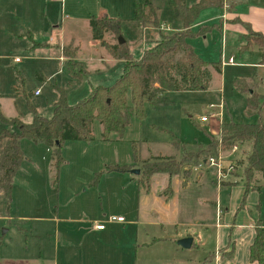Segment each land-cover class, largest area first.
<instances>
[{"label": "rangeland", "instance_id": "374dc122", "mask_svg": "<svg viewBox=\"0 0 264 264\" xmlns=\"http://www.w3.org/2000/svg\"><path fill=\"white\" fill-rule=\"evenodd\" d=\"M168 1L154 0L161 9L159 22L165 28L162 29L159 22L157 27L150 25L160 29L153 33V37H160L161 41L163 37L174 34L172 30L178 25L168 14ZM144 2L0 0V114L7 119L18 117L31 123L34 114L30 104L40 116H52L59 97L55 88L64 90L69 104L76 105L89 97L91 86L113 85L122 69L117 65L108 68L101 62L107 51L94 41L89 19L100 18L104 14L121 19V34L134 41L131 51L137 59L146 41L142 38V28L133 18L137 4ZM147 20L154 21L148 11ZM27 31H31L32 38L23 35ZM18 35L21 37H16ZM105 39L108 43L117 42L113 34H107ZM72 41L80 46L76 57L90 72L83 83L71 77L62 55L64 48L77 50L70 45ZM208 43L209 48L200 44L196 49L208 61H217L222 51L221 37L215 34ZM93 44L98 46V50ZM226 50L229 53V49ZM181 58L182 54L174 57L177 61ZM15 59H20V62L16 63ZM224 65L228 63L224 62ZM234 71V68H227L223 94L226 101L232 96L229 78ZM39 73L50 80L49 84L40 81L37 77ZM221 82V78L215 76L206 92L167 93V103L155 108L146 105V120L140 122L134 118L122 138L112 135L114 142L103 140L102 126L95 121L93 142L64 144V163L57 183L51 169L50 150L42 143L34 145L23 140L25 161L14 178L11 199L0 192V264H203L206 255L215 249L213 235L206 246L184 249L179 243L186 235L185 226L150 234L151 239L158 237L161 240L150 247H137L141 244L137 240L143 228L137 222L138 195L144 189L138 180L132 181V178H137L132 171L142 169L141 165L129 173H104L97 186L93 183L95 175L108 166L134 164L133 141L139 146L141 160L176 155L179 152L173 147V141L182 143L188 149L206 143L207 133L197 126V120L208 111L210 103L220 100ZM37 90H40V95L35 96ZM10 92L13 97L9 96ZM245 101L244 104L236 102L233 105L230 112L232 118H225L226 122L256 121V115L248 111ZM128 102L130 105V96ZM207 124L202 126L209 129L211 125V134L213 129L217 131L221 126L213 120L209 126ZM5 127L0 120V132ZM239 147L235 152L232 149L222 154L223 180L229 176L246 175L247 155L251 148L249 144H239ZM173 159L187 162V151ZM184 165L186 168L190 166L188 163ZM252 177V183L255 177L263 180L260 173ZM154 187L152 183L151 188ZM118 216H123L126 223H108ZM95 223L106 224L107 230H93ZM204 230L203 226L190 227L187 233L198 235Z\"/></svg>", "mask_w": 264, "mask_h": 264}, {"label": "trees", "instance_id": "16d2710c", "mask_svg": "<svg viewBox=\"0 0 264 264\" xmlns=\"http://www.w3.org/2000/svg\"><path fill=\"white\" fill-rule=\"evenodd\" d=\"M176 17L183 23L185 32H177L162 38L155 47L144 52L139 61H135L126 44L111 46L105 41L108 33L116 38L121 34V19L90 18L93 39L101 42L115 58L126 62L125 72L120 79L110 87L93 88L91 95L76 105L68 103L64 90L58 89L59 100L54 106L53 116L48 119L38 115L30 104L34 114L31 124H25L20 118L5 119L0 114V120L6 127L0 132V192L10 200L13 182L25 158L21 143L23 140L34 144H44L52 150L51 169L54 172L55 183L58 181L60 168L64 163L63 146L67 142L79 141L91 143L95 140L93 125L95 121L102 126V137L105 142L111 135L123 137L125 130L132 120L137 118L143 122L147 118L146 105L155 108L159 104L168 102L165 95L169 92H203L207 91L211 76L206 71L209 64L203 62L188 45L187 40L201 35L191 32L190 27L198 19L200 12L208 7L222 4V0H202L198 5L188 8L186 0H173ZM147 11L154 21L147 20ZM133 21L158 26L156 10L152 0H145L137 4ZM160 25V24H159ZM247 29V48L252 44L264 46V37L252 31L249 25L243 23ZM193 33V34H192ZM76 50L63 49L66 67L70 75L77 80H84L88 72L82 63L75 60ZM182 54L181 60H175ZM184 55V58H183ZM221 71L220 64L213 65ZM41 80V77L38 76ZM245 91L246 87L241 88ZM128 96L131 104L129 105ZM29 99V97H28ZM29 101V100H28ZM30 102V101H29ZM207 147L199 146L195 151H187V162L173 158H156L153 161H140L139 149L133 144L135 163H141L142 171L138 179L139 185L146 191L150 190V179L156 173H166L171 176L187 174L186 169L198 165L203 160L218 157L220 153L230 151L234 146L249 144L251 150L247 155L246 191L252 185L253 174L260 173L264 182V122L255 124L223 123L219 128L218 137L208 135ZM175 139V138H174ZM173 145L180 149L176 141ZM188 163L190 166L184 165ZM130 167L112 166L96 174L94 186H97L104 173H129ZM260 188L258 187V191ZM172 191L168 187L162 197L168 200ZM251 261L264 264V231L258 229L254 244L251 247Z\"/></svg>", "mask_w": 264, "mask_h": 264}, {"label": "crops", "instance_id": "0c3cea01", "mask_svg": "<svg viewBox=\"0 0 264 264\" xmlns=\"http://www.w3.org/2000/svg\"><path fill=\"white\" fill-rule=\"evenodd\" d=\"M201 1L202 0H187L186 4L188 8H192L193 6L198 5ZM221 4L222 5L220 7L212 6L205 8L200 12L198 19L190 27V30L195 34L197 32L203 33L199 36L187 40L188 45L194 49L196 55L203 62L209 64L208 68L206 69V71L211 76L208 90L210 89L211 83L215 76H219L222 81L220 89L222 95L220 100L217 103H210L208 105V111L198 117L197 120V126H199V128L203 132L214 137H218L219 129H217V131H214L213 129V134H211V132L209 131V129H212L211 125L209 126L211 121L209 122V124H207L209 126L208 129L207 126H202L200 119L205 116H210L212 114V111L209 110V106L211 104H218L221 100L224 101L225 110L222 120H217V123H236L232 120L226 122L225 118H228L229 116L230 118H232L230 112L236 102L241 103L240 99H242L243 104L244 100H246V107L249 109L248 111H251L253 113L252 115H256V121L254 123L237 124H255L258 121L264 122V46L262 47L256 44H252L247 48L248 44L246 41V36L248 35V31L243 26V23L249 25L252 31L259 33L264 37V0H222ZM152 5L156 10V18L159 22V13L161 12V9L154 3V0H152ZM166 8L168 9V14L178 24L172 31L174 33L184 31L185 29L183 23L176 17L175 5L173 3V0L168 1ZM105 15L108 16L107 14H104L100 18H103ZM135 23L139 24L142 28V38L146 41L137 59L131 51V47L133 46L134 41L125 37L124 33H122V37L124 38L125 44L129 49V52L131 53L133 59L135 61H139L145 51L152 49L159 41H161L160 37H157L156 39H154L153 37V33L156 32V30L159 31L160 29H154L153 27H151L152 23H150L151 25H144L143 23L137 21H135ZM160 27H162V29L165 28L162 24H160ZM149 32H151V34H149ZM215 34L219 35L222 39V51L217 61H208L204 58V54H201L199 50L196 49V46L198 45L200 47V44H202L205 46L204 48H209L208 40L211 39ZM23 35H27L31 38L33 36L31 31H27ZM16 37L21 36L18 35ZM118 40L119 38H117L116 43H108L105 39V41L111 46L120 45ZM98 43H100V45L102 46L101 42L96 41V44ZM228 43L230 47H228ZM96 44H93V46L98 50V46ZM70 45H74L75 49L77 48L76 51H78L80 48V46H77L74 41H72ZM226 49H229V53ZM106 51L107 56L101 58V62L104 63V66L108 68H112L115 65L119 66L122 69V73L120 75V77H122L125 72L126 62L124 60L115 58L107 49ZM231 58L234 59V64L224 65V62L227 63ZM75 60L84 65V63L82 61H79L77 57H75ZM214 64H220V72L217 71V69L213 66ZM227 68H234L235 71L229 78V81L231 82L232 96H230L226 101L225 95L223 94L225 93L224 88L227 81L225 79ZM85 70L89 73V77L90 72L86 68ZM38 76L41 77L40 81L49 84L50 80L47 79L42 73H39L37 77ZM120 77L116 80V82L120 79ZM86 78L84 80H78L79 83H83L84 81H86ZM97 87L103 86H91V92L93 88ZM244 87H246V90H241V88ZM55 89L57 93H59L58 89L60 88ZM23 92L27 97V93L25 91ZM37 92H40V90H37L34 93L35 96L40 95V93L36 95ZM11 94L12 92H10L9 96L13 97V95ZM58 100L56 101V103L58 102ZM33 120L31 121V123L33 122ZM24 123L31 124L26 122ZM153 127L159 131H165V129L161 127ZM111 137L108 142H114ZM146 142L147 140L145 141V143ZM133 144H136L138 146L136 141L132 142V147ZM208 144L209 139L207 138L206 143L198 144L193 149H188L182 143L180 144L181 148L177 149L172 142L173 147L179 153H176V155L171 157L159 156L156 158H178L184 154V151H195L199 146L207 147ZM237 148H240L239 145L237 146ZM49 150L52 153V150ZM151 158L152 159L148 158L147 160H141L140 157V161L154 162V160H156V158ZM205 161L206 160H203L198 165H194L186 169L187 174L185 175L180 174L171 176L166 173H156L151 177L150 190L146 191L144 189L138 195L139 199L137 207V222L143 228L140 231L137 240V242H140L141 244L137 245V247H150L151 245L158 243L161 239H159L158 237L151 239L150 234H154L155 232H159L160 230L168 231L172 227H175L177 229L178 227L185 226L187 227L188 231L190 227L195 228L197 226H203L205 230L199 231L198 235H196L195 233L189 234L186 231V235L185 237H183V239L191 238L193 240L192 247L196 246L200 248L201 246H206L205 244L208 241L209 237L213 235V239L215 240V249L213 252L206 255L203 264H257L251 261L250 254L251 247L254 244L257 236V230L260 229L264 231L263 180H261V178L259 177H255V182L252 183L250 190L247 192L245 186L246 178L244 176H229L222 182H218L217 169L215 171L213 167H209L207 164H205ZM133 162V165L126 166L130 167L131 171L134 168H139V166L141 165L140 162L135 163L134 157ZM139 170L142 171V169L140 168ZM140 174L137 175V178H132V181L138 180ZM152 183L155 184L154 189L151 188ZM168 187L171 188L172 195L168 200H166L164 199V197H162V193ZM258 187L260 188L259 191ZM118 217L124 218L123 216ZM124 223H126V220L124 221ZM93 230L95 229L93 228ZM21 232L23 233V231Z\"/></svg>", "mask_w": 264, "mask_h": 264}, {"label": "built area", "instance_id": "2783aa9c", "mask_svg": "<svg viewBox=\"0 0 264 264\" xmlns=\"http://www.w3.org/2000/svg\"><path fill=\"white\" fill-rule=\"evenodd\" d=\"M16 63H19L20 62V59H16L15 60ZM228 65H233L234 64V59L231 58L229 59V61L227 62ZM39 92L36 93V95H38ZM209 110L212 111V114L210 116H205V117H202L200 119V122L202 124H207L209 123L211 120L213 121H217V120H222L223 118V114H224V110H225V104H224V101L221 100L218 104H211L209 106ZM237 146H234L233 148V152L237 151ZM222 154L223 153H220L218 157H212V158H209L205 161V164H207L209 167H213V168H216L217 169V172H218V180L219 181H222L224 179V175L222 173ZM124 218L122 217H117V218H111L108 223L109 224H112V223H124ZM93 228L96 230V231H104L106 230V224L104 223H101V224H98L96 223Z\"/></svg>", "mask_w": 264, "mask_h": 264}, {"label": "water", "instance_id": "95a60500", "mask_svg": "<svg viewBox=\"0 0 264 264\" xmlns=\"http://www.w3.org/2000/svg\"><path fill=\"white\" fill-rule=\"evenodd\" d=\"M118 42H119L120 45L125 44V40H123L122 37H119ZM132 173H134L136 175H139L140 171L139 170H133ZM179 244L184 249H190L192 247L193 240L191 238L183 239V240L180 241Z\"/></svg>", "mask_w": 264, "mask_h": 264}]
</instances>
